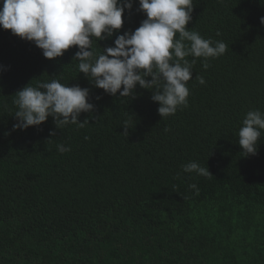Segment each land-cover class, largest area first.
Here are the masks:
<instances>
[{
	"label": "trees",
	"instance_id": "16d2710c",
	"mask_svg": "<svg viewBox=\"0 0 264 264\" xmlns=\"http://www.w3.org/2000/svg\"><path fill=\"white\" fill-rule=\"evenodd\" d=\"M0 264H264V0H0Z\"/></svg>",
	"mask_w": 264,
	"mask_h": 264
}]
</instances>
